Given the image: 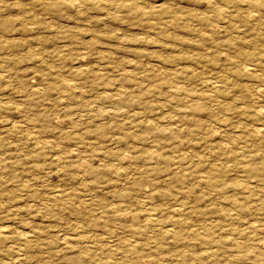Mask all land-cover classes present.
I'll return each mask as SVG.
<instances>
[{
  "label": "rangeland",
  "instance_id": "obj_1",
  "mask_svg": "<svg viewBox=\"0 0 264 264\" xmlns=\"http://www.w3.org/2000/svg\"><path fill=\"white\" fill-rule=\"evenodd\" d=\"M0 264H264V0H0Z\"/></svg>",
  "mask_w": 264,
  "mask_h": 264
},
{
  "label": "bare ground",
  "instance_id": "obj_2",
  "mask_svg": "<svg viewBox=\"0 0 264 264\" xmlns=\"http://www.w3.org/2000/svg\"><path fill=\"white\" fill-rule=\"evenodd\" d=\"M116 117V116H115ZM210 173V172H209ZM210 175V174H209ZM214 186V185H213ZM213 188V187H212Z\"/></svg>",
  "mask_w": 264,
  "mask_h": 264
}]
</instances>
